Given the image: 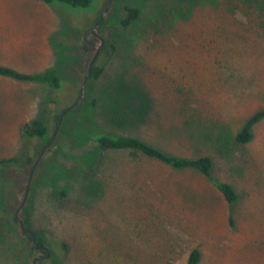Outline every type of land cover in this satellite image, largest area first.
<instances>
[{"label":"rangeland","instance_id":"374dc122","mask_svg":"<svg viewBox=\"0 0 264 264\" xmlns=\"http://www.w3.org/2000/svg\"><path fill=\"white\" fill-rule=\"evenodd\" d=\"M107 3L0 0V66L52 69L59 79L53 88L0 75V159H15L0 166V264H33L36 255L34 264H185L193 248L196 264H264V118L248 142L234 139L264 108V0H110L93 26ZM124 5L139 10L127 26ZM100 40L101 71L55 130ZM33 119L55 131L24 203L30 230L44 232V257L14 219L43 145L22 134ZM98 129L169 155L208 156L209 173L101 150ZM214 182L229 184L235 200Z\"/></svg>","mask_w":264,"mask_h":264},{"label":"trees","instance_id":"16d2710c","mask_svg":"<svg viewBox=\"0 0 264 264\" xmlns=\"http://www.w3.org/2000/svg\"><path fill=\"white\" fill-rule=\"evenodd\" d=\"M48 4L53 3H61V4H67L72 7H78V8H85L87 7L91 0H41ZM123 10L125 11V16L120 20V24L122 26H127L132 20H134L138 15V8L135 6H128L124 5ZM101 71V67L92 64L90 68V72L88 75L89 79H96ZM0 75L9 76L11 78L21 80V81H32V82H46L49 84V86L56 88L59 86V79L52 69H47L42 72L36 73V74H23L17 71H14L13 69L0 66ZM91 103H94L92 101ZM82 113L78 114V118H80L81 123H87L88 125H91L93 122V119L91 117L90 112L88 109L80 108ZM71 110H66V112L62 115L60 120V128L64 127L65 124L68 122V119L74 116V114L70 113ZM59 115H57L58 121ZM264 118V108L259 109L255 112H253L251 115H249L239 130L235 133L234 139L239 143H246L251 138V127L254 123H256L258 120ZM95 124V123H94ZM99 130V129H98ZM22 134L26 137H36L38 140L42 142V144L46 143L50 136L47 135V126L45 123L38 119L30 120L29 122H26L22 125ZM93 140L97 142L98 148L101 150H108V149H119V150H130V151H136L143 156L162 162L172 168L175 169H189L192 171H195L201 175L207 176L210 169V159L208 156L201 155L197 157H180V156H174L164 153L163 151L159 150L158 148L136 138L131 137L127 135H121V134H109L102 130H99V133L92 137ZM15 163L14 158H6V159H0V166L3 165H13ZM215 188L218 190V192L222 195L224 200L227 203H232L235 198V192L233 191L232 187L225 183V182H214ZM60 194L63 195L62 190H58ZM28 206L25 204L20 208V214H21V222L23 225V230H30L29 223H28ZM43 231H33L35 242L34 245L37 246H44L46 244V240L43 237ZM29 240L31 239L29 235L26 236ZM60 246L63 250L66 248L65 242L61 241ZM31 248L34 249L33 245L31 244ZM47 249V248H46ZM41 253H45L44 251H41ZM49 256V254H47ZM200 253L196 248H193L190 250V252L187 255V259L185 264H196L199 260ZM39 261V259H37Z\"/></svg>","mask_w":264,"mask_h":264},{"label":"water","instance_id":"95a60500","mask_svg":"<svg viewBox=\"0 0 264 264\" xmlns=\"http://www.w3.org/2000/svg\"><path fill=\"white\" fill-rule=\"evenodd\" d=\"M109 3H110V0H108V3H107V5L105 6V8H104V10H103V12H102L100 18H99V19L93 24V26H95V25H96V24H97V23H98V22L104 17V14H105L106 8L109 6ZM93 26H92V27H93ZM99 47H100V46H97V48L95 49L93 55L91 56V58H90V60H89V62H88L87 69H86V72H85V76H84V78H83V81H82L81 86H80V89H79V95H78V98L73 102V104H71L69 107L65 108V109L60 113V115H59V117H58V121H57V124H56L55 129L57 128V126H58V124H59V122H60V119H61L62 115L66 112V110H68L69 108H71L72 106H74V105L77 103V101L79 100V98H80V96H81L82 87H83V85H84L86 79L88 78V75H89V72H90V68H91V66H92V64H93V62H94V59H95V57H96V54H97V52H98ZM53 136H54V132L52 133L50 139H49V140L43 145V147H42L41 150L39 151V153H38V155H37V157H36L34 163L32 164L31 169H30V171H29V173H28V178H27L26 184H25L24 194H23V196H22V199H21L20 203L18 204V207H17L16 211H15V216H16V219L18 220V225H19L20 230L22 231L23 234H29V235H30L31 243H32V244H34V242H35L34 234H33L31 231H23V229H22V223H21L20 219L17 217V211H18V209L24 204V202H25V200H26L27 193H28V187H29V181H30V177H31V175H32V171H33V169H34V167H35V165H36V163H37L39 157L41 156L42 152L44 151V149L46 148V146L52 141ZM33 264H34V263H33Z\"/></svg>","mask_w":264,"mask_h":264},{"label":"flooded vegetation","instance_id":"af4514ba","mask_svg":"<svg viewBox=\"0 0 264 264\" xmlns=\"http://www.w3.org/2000/svg\"><path fill=\"white\" fill-rule=\"evenodd\" d=\"M100 18V17H99ZM99 18H97V20L99 19ZM96 20V21H97ZM101 44H102V40H100V44L98 45V46H101ZM97 48V47H96ZM95 48V49H96ZM100 48V47H99ZM99 50V49H98ZM95 51V50H94ZM56 127V126H55ZM56 130V129H55ZM55 132V131H54ZM51 137V136H50ZM50 139V138H49ZM45 144V143H44ZM43 144V145H44ZM43 145L41 146V148L43 147ZM49 145V144H48ZM47 145V146H48ZM46 146V147H47ZM41 150V149H40ZM39 150V151H40ZM45 150V149H44ZM39 153V152H38ZM38 155V154H37ZM37 157V156H36ZM40 158V157H39ZM36 159V158H35ZM35 161V160H34ZM34 163V162H33ZM35 168V167H34ZM25 203V202H24ZM24 205V204H23ZM22 205V206H23ZM21 206V207H22ZM18 207V206H17ZM20 207V208H21ZM20 208L18 209V211L20 210ZM17 209V208H16ZM16 209H15V211H16ZM17 211V212H18ZM14 219L17 221V223H18V220L16 219V216H15V212H14ZM21 221V220H20ZM22 223V222H21ZM19 226V225H18ZM22 229H23V225H22ZM19 230H20V228H19ZM23 231H25V230H23ZM26 231H31L32 233H33V231L32 230H26ZM20 232L22 233V231L20 230ZM23 234V233H22ZM25 236H27V235H29V234H24ZM30 236V235H29ZM30 242H31V239H30ZM32 244V243H31ZM33 245V247H34V250H37V251H39V252H41V251H44L45 253L43 254V255H41V257L43 256H47V254H48V250L46 249V247H44V246H37V245H34V244H32ZM39 257H40V255H36L35 257H34V260H33V263H35L36 261H37V259H39Z\"/></svg>","mask_w":264,"mask_h":264}]
</instances>
